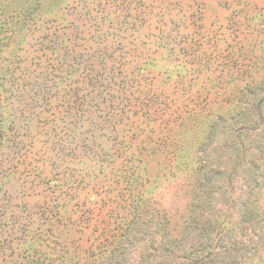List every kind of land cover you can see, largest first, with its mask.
I'll list each match as a JSON object with an SVG mask.
<instances>
[{
  "label": "rangeland",
  "instance_id": "obj_1",
  "mask_svg": "<svg viewBox=\"0 0 264 264\" xmlns=\"http://www.w3.org/2000/svg\"><path fill=\"white\" fill-rule=\"evenodd\" d=\"M6 19L0 264H264V0H0ZM187 175L193 228L167 243L144 203Z\"/></svg>",
  "mask_w": 264,
  "mask_h": 264
},
{
  "label": "trees",
  "instance_id": "obj_2",
  "mask_svg": "<svg viewBox=\"0 0 264 264\" xmlns=\"http://www.w3.org/2000/svg\"><path fill=\"white\" fill-rule=\"evenodd\" d=\"M1 27H5L6 36L14 38L16 35V29L19 27V21L13 19H6L0 21ZM8 73V71H7ZM260 122V120L258 121ZM191 175H187V179H181L179 186L181 192L180 196H173L170 201H156L151 202L149 205L144 203L146 208V214L149 215L148 221H153L156 227H159L163 230V235L167 243L180 241L188 231L192 230V209L191 205L194 202V196L192 195V186L189 181ZM180 180V179H178ZM178 185V184H177ZM179 197L180 203L178 202ZM175 198V200L173 199ZM182 200V201H181ZM146 204V205H145ZM142 216V215H141ZM141 216L139 218H141ZM197 258V257H196ZM193 257L192 259H187L183 261L182 264H195L197 259Z\"/></svg>",
  "mask_w": 264,
  "mask_h": 264
}]
</instances>
